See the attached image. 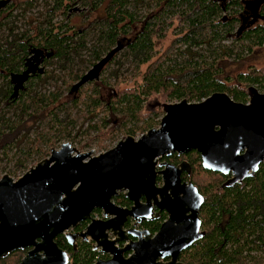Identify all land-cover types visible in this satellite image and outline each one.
Wrapping results in <instances>:
<instances>
[{
    "label": "trees",
    "instance_id": "1",
    "mask_svg": "<svg viewBox=\"0 0 264 264\" xmlns=\"http://www.w3.org/2000/svg\"><path fill=\"white\" fill-rule=\"evenodd\" d=\"M8 1L0 0L7 2L0 6V112H3L0 113V151L4 157L26 138L29 132L26 124L42 120L48 106L57 103L62 96L61 85L72 96L73 108L84 107L91 120L96 110L104 113L103 131L98 133L100 142L120 134L121 138H136L137 131L141 136L157 127L159 122L156 124L155 119L162 114L161 103L173 104L184 99L199 103L214 93H225L235 102H247L250 87L264 94V68L247 66L243 71H228L235 63L244 62L245 56L264 49V0H149L157 12L148 18L151 5L148 3L142 16L144 21L139 11L145 0H46L39 20L29 18L30 22H25L28 27L35 24L32 33L27 28L19 32L15 22L24 20L38 1L23 4ZM73 5L87 8V17L91 13L95 17L87 29L73 32L69 20ZM253 7L257 21L244 25L243 12ZM16 10L20 13L14 15ZM81 16L86 19L82 13ZM58 18L64 23L56 25L54 21ZM175 21L177 31L172 41L157 56L155 47L166 38V30ZM139 22H142L140 31L128 39L127 35ZM230 38L236 44L231 48L223 45ZM29 50L47 53L45 68L30 82L28 90L20 93L18 102H6L10 101L12 92L9 77L20 74ZM126 64L133 68L130 77L122 73ZM144 65L147 67L140 75ZM90 73L97 74L100 83L110 89L112 96L107 103L102 100L98 85H93L86 94L89 91L86 86L97 82L85 85L83 79ZM139 75V84L119 90L121 84H128ZM52 87L55 90L47 92ZM73 88H79V93L74 94ZM145 108L153 112L152 117L146 118ZM11 111L14 116L8 118ZM69 116L67 112L66 119ZM91 128L98 130L97 126ZM50 130L35 133L34 142L45 144V150L30 148L16 162L15 172L28 170L31 159L36 157V163L40 162L52 149L61 146L60 138H52ZM68 140L74 142L73 137ZM246 186L248 190L238 187L223 196L215 195L208 204L207 225L212 230L207 264H264V165ZM224 216L228 219L224 223L225 231L220 233L217 227ZM222 242L225 244L219 250ZM23 257L24 253L17 251L0 264H19Z\"/></svg>",
    "mask_w": 264,
    "mask_h": 264
},
{
    "label": "water",
    "instance_id": "2",
    "mask_svg": "<svg viewBox=\"0 0 264 264\" xmlns=\"http://www.w3.org/2000/svg\"><path fill=\"white\" fill-rule=\"evenodd\" d=\"M6 3L1 2L0 6ZM93 77L88 76L83 82ZM247 97L248 105L236 103L225 93H214L199 103L184 99L162 104L163 117L158 128L138 139L124 137L97 156L64 143L18 179L3 175L0 261L16 251L28 250L19 264H68L66 253L55 243L56 237L89 219L94 209L114 216L119 209L111 204L112 196L127 190L126 197L132 199V195L147 189L156 163L171 153L180 155L195 150L208 170L232 169L240 183L253 177L264 164V94L250 87ZM164 182L166 187V176ZM130 214L135 217L133 211ZM106 227L107 222L103 221L90 225L92 229ZM66 238L71 245L73 236L66 234ZM170 251L163 245L139 246L129 260L106 264H163L157 258L170 255ZM166 264L177 263L173 259Z\"/></svg>",
    "mask_w": 264,
    "mask_h": 264
},
{
    "label": "flooded vegetation",
    "instance_id": "3",
    "mask_svg": "<svg viewBox=\"0 0 264 264\" xmlns=\"http://www.w3.org/2000/svg\"><path fill=\"white\" fill-rule=\"evenodd\" d=\"M8 2L10 3V0ZM73 7L71 12L77 6ZM256 13L254 7L252 10L246 9L243 12V24L257 21L254 15ZM39 51L40 53H35L34 50H29L23 59L20 74L10 75L11 99L6 102H18L20 93L28 90L30 82L45 68L48 55L45 51ZM88 76L94 77L92 80L87 79L85 85L90 81H99L95 73H90L86 77ZM72 92L78 94L79 88H73ZM68 95L70 96L69 93ZM263 165H260L253 177L246 178L240 183L236 181L237 176L232 169L221 172L206 169L200 153L195 150L180 155L171 153L170 156L161 157L156 163L151 186L147 189H141L138 195H132V199L126 197L127 190L117 191L112 196L111 204L119 209L118 213L110 216L109 213L94 209L89 219L78 223L69 233L56 237L55 243L66 253L68 264L127 261L134 256L137 247L149 248L152 244L163 245L165 249L171 250L170 255L159 256L157 262L166 264L175 259L177 264H207L208 238L212 230L207 225L208 204L215 195L223 196L238 187L248 190L246 183L259 174ZM162 172H165V175ZM164 176L168 178L166 187ZM164 187L165 190L161 192ZM131 211L134 218L130 217ZM227 219L228 216H224L217 227L220 233L225 231L224 223ZM93 221L107 222V227L92 229L90 225ZM167 224L170 226L165 228ZM66 234L73 236L71 245ZM224 244L222 242L218 249L220 250ZM27 251L20 252L25 256Z\"/></svg>",
    "mask_w": 264,
    "mask_h": 264
},
{
    "label": "rangeland",
    "instance_id": "4",
    "mask_svg": "<svg viewBox=\"0 0 264 264\" xmlns=\"http://www.w3.org/2000/svg\"><path fill=\"white\" fill-rule=\"evenodd\" d=\"M28 1H38L37 4L33 7L32 10H29L27 13V16L25 17L24 20H16L15 25L17 26V28L19 29V32H21V30H25L30 29L31 33L33 32V28L35 26V24L25 26V22L27 23V21H29V18H34V20H39L37 18H40L41 16H39V14H43L44 12V3L47 2L46 0H13V2L16 3H25ZM150 1L149 0H145L143 2V5H140V11H139V16L141 20L142 16L145 14V12H147V5ZM151 4L149 7V13L150 15H147L148 18L152 15V14H156L157 12V8L154 6L155 4L149 3ZM15 12V11H14ZM20 11L16 10L15 14H19ZM82 15L86 16V19L83 20ZM29 14V15H28ZM89 14V11L87 8L82 7L81 5H77L76 9H74L73 12H69V16H70V25L73 28V32L78 31V30H85L87 29L92 22H94L95 17H93L92 13L90 14L89 17H87V15ZM62 18H58L56 19L54 22L56 25H61L62 23H64V20L62 22ZM144 21V20H143ZM30 22V21H29ZM142 22H139V24H137V26L135 28L132 29V31L127 35L128 39H131L135 36V34L137 32L140 31ZM176 25H177V21H175L174 25L170 28H168L166 30L167 35L166 38L160 42H158L157 46L155 47V51L157 52V56H159L170 44V42L173 39V34L176 33ZM4 30V29H3ZM2 31V29H1ZM6 33V32H5ZM72 33V31L70 32ZM69 33V34H70ZM34 34V33H33ZM224 46H227L229 48H231L232 46H236L234 39L230 38L228 39V41H225L223 43ZM204 48V47H203ZM204 50V49H203ZM238 49L235 50V52ZM205 56H209L207 53L205 54ZM232 64V63H230ZM242 66V68H240V66ZM247 66H254L256 68H264V49L262 50H257L254 52V54L252 56L247 55L244 57V62H242L241 64H236L230 66V68L228 69V71L230 70H237V69H241L242 71L245 70V68ZM146 65L142 66L140 69V75L145 71L146 69ZM128 69V71H127ZM127 71V72H126ZM125 75H127L128 77L132 76L133 74V68L132 66L129 67L128 64H126V66L124 67V71L122 72ZM135 77L133 78L128 84H121L119 86V90H127L128 88H133L136 86V83L139 84L141 81V76ZM62 76V75H61ZM112 83V82H111ZM93 85H98L101 91V97L102 100L107 103L108 99L112 96L111 95V91L109 88H105L102 83H100V81H97L95 84H91L90 86H86V88L89 89L88 92H86V94H88L90 92V89H92ZM60 86V85H59ZM62 91L61 94L62 96L59 99V102L55 103V104H50L48 106V108L45 110V112L43 113V117L42 120H37L35 123H27L26 124V129L29 130L28 133H26V138H23L22 141H20L15 147H12L10 150H8V154L6 157L2 156V152L0 151V178L3 175H9L10 177H12L13 179H18L19 177H21L25 172H27L30 168L34 167L37 163L35 161L36 157H34L33 159H31L28 162V167L29 169L26 171H18L15 172L14 171V166L16 164V162L19 159H22L25 155V153H27L29 151L30 148L35 149L36 147H41L43 150H45V144H38L37 142H34V136L35 133H46L50 128L52 130H50L49 135L52 138H60L58 144L62 145L64 143H71L73 147L81 150L83 153H88L91 152L92 156H97L101 153H104L110 149H112L122 138V134L115 136L114 138H110V139H105L103 142H100L101 139L98 138V136L100 135V133L103 131L102 129V124H101V119L104 117V113H101L100 110H96V112L93 113L94 118L91 120L90 116H88V113L86 112V109L82 106H78L77 108H73V104L71 101L72 96L68 95L67 90H65V87L61 85ZM55 90L54 87L52 88H48L47 92H53ZM42 93L44 92L43 89L40 90ZM46 92V93H47ZM155 98H150L149 103H152L151 101H153ZM161 104H166V103H161ZM65 106V108L63 109L62 107ZM65 109L67 111H65ZM1 111V108H0ZM100 111V112H99ZM6 112V111H5ZM69 113L70 116L69 118L66 119V113ZM3 113V112H0ZM13 111H11V113H9L7 115V117H12L13 115ZM143 114H147L146 118H150L153 116V112H151L150 109L145 108ZM6 117V116H5ZM6 117V118H7ZM163 117V113L161 114V116L157 117L155 119L156 124H158L159 120H161V118ZM159 118V119H158ZM60 120L63 121L61 124H58L56 121ZM109 120L113 119L110 117ZM70 122L72 124H70ZM134 123L132 124H128L127 128H130L133 126ZM141 123L138 124V126ZM97 126L98 130H95L91 127ZM137 128V127H136ZM135 128V129H136ZM110 126L106 127V130H109ZM137 131V137L139 136ZM67 133L70 134V137L74 138V142H70L68 139L70 138L69 136H67ZM99 133V135H98ZM24 133H21V135L23 136ZM136 137V138H137ZM101 143V144H99ZM84 145H86V147H84V149L82 148Z\"/></svg>",
    "mask_w": 264,
    "mask_h": 264
},
{
    "label": "built area",
    "instance_id": "5",
    "mask_svg": "<svg viewBox=\"0 0 264 264\" xmlns=\"http://www.w3.org/2000/svg\"><path fill=\"white\" fill-rule=\"evenodd\" d=\"M140 136L137 137V139L139 138Z\"/></svg>",
    "mask_w": 264,
    "mask_h": 264
}]
</instances>
